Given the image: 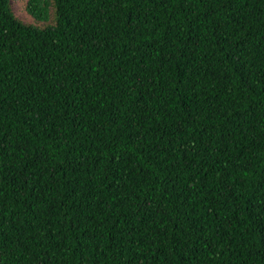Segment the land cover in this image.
I'll return each instance as SVG.
<instances>
[{"label": "trees", "instance_id": "trees-1", "mask_svg": "<svg viewBox=\"0 0 264 264\" xmlns=\"http://www.w3.org/2000/svg\"><path fill=\"white\" fill-rule=\"evenodd\" d=\"M0 0V264H264V0Z\"/></svg>", "mask_w": 264, "mask_h": 264}, {"label": "rangeland", "instance_id": "rangeland-1", "mask_svg": "<svg viewBox=\"0 0 264 264\" xmlns=\"http://www.w3.org/2000/svg\"><path fill=\"white\" fill-rule=\"evenodd\" d=\"M26 0H10L12 9L16 15L25 22H31V18L24 10V3Z\"/></svg>", "mask_w": 264, "mask_h": 264}]
</instances>
